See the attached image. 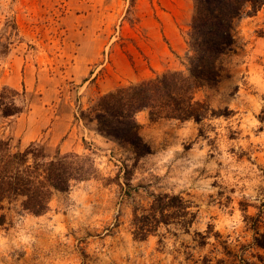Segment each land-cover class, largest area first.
<instances>
[{"label":"rangeland","instance_id":"1","mask_svg":"<svg viewBox=\"0 0 264 264\" xmlns=\"http://www.w3.org/2000/svg\"><path fill=\"white\" fill-rule=\"evenodd\" d=\"M192 8L0 0V91H17L6 95L22 108L4 117L0 105V137L13 151L34 143L50 156H88L99 171L55 192L43 216L5 203L0 264H264L253 242L264 233V6L235 20L217 86L196 94L217 116L150 122L139 113L144 157L89 119L107 92L186 69ZM164 194L181 198L188 215L135 238V215Z\"/></svg>","mask_w":264,"mask_h":264},{"label":"trees","instance_id":"2","mask_svg":"<svg viewBox=\"0 0 264 264\" xmlns=\"http://www.w3.org/2000/svg\"><path fill=\"white\" fill-rule=\"evenodd\" d=\"M192 5L186 69L118 87L100 96L90 108L89 113L93 115L89 119L96 123L98 133L129 144L136 157L151 154L150 147L139 135L140 124L136 120L139 113L147 112L150 122L165 119L198 123L217 116L196 94L217 86L222 71L219 60L234 44L235 20L242 15H254L264 6V0H192ZM7 93L18 95L8 88L0 91L4 117L22 111ZM5 100L9 101L5 103ZM10 148L9 142L0 137V211L5 203H15L22 213L43 216L55 192H67L72 183L99 176L88 156L59 153L50 156L34 143L22 151ZM170 209L173 213L168 212ZM186 210L181 198L158 195L147 214L135 215L132 234L143 240L155 225L166 223L171 216L184 217L188 215ZM4 220L0 215L1 224ZM253 242L255 247L264 249V233H256Z\"/></svg>","mask_w":264,"mask_h":264}]
</instances>
